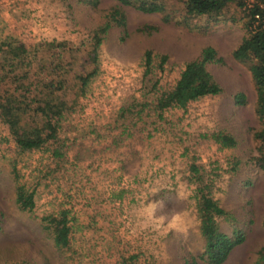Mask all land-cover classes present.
<instances>
[{
  "label": "rangeland",
  "instance_id": "obj_1",
  "mask_svg": "<svg viewBox=\"0 0 264 264\" xmlns=\"http://www.w3.org/2000/svg\"><path fill=\"white\" fill-rule=\"evenodd\" d=\"M118 7L126 25L102 32L106 14ZM161 8L146 13L118 0H0L1 104L10 107L14 95L11 105L21 108L25 127L44 123L36 108L50 87L68 107L51 141V148L63 144L59 158L44 146L18 154L0 116V264H208L200 257L196 207L203 186L233 216L220 218V229L244 234L221 264L255 263L264 247V171L252 135L260 122L249 62L231 55L248 34L245 13L238 0L219 17H191L182 0H162ZM20 46L23 62L6 61ZM206 47L221 58L207 64L220 94L161 117L150 108L137 111L152 100L144 90L172 87ZM94 69L82 87L78 77ZM219 131L232 135L234 146L210 137ZM22 185L33 192L31 210L16 202ZM153 190L148 200L163 201L168 216L183 213L184 231L165 234L139 215ZM62 211L70 232L68 247L59 249L47 218Z\"/></svg>",
  "mask_w": 264,
  "mask_h": 264
},
{
  "label": "trees",
  "instance_id": "obj_2",
  "mask_svg": "<svg viewBox=\"0 0 264 264\" xmlns=\"http://www.w3.org/2000/svg\"><path fill=\"white\" fill-rule=\"evenodd\" d=\"M120 4L133 7L137 10L146 13L160 11L162 0H118ZM185 6V12L191 17L210 16L219 17L223 14L225 8L232 0H182ZM264 3V0H259ZM259 2L248 7L243 0H238V6L245 13L244 27L247 35L244 36L241 42L235 47L231 55L235 60L249 62V71L253 80L254 89L256 92V102L254 112L259 119L260 127L252 130L253 139L259 142L258 151L260 156L256 158L257 166L264 171V7H259ZM259 15L255 18V15ZM106 21L101 31L104 32L112 24L125 26V16L120 7L109 11L105 17ZM15 48V47H14ZM11 49L10 59L17 58L23 62L22 56L26 55V50L23 47ZM25 53V54H24ZM149 58V55H147ZM91 62L96 64L95 57L90 58ZM213 61H221V58H216V51L211 47H206L202 50L199 59L191 60L185 63L180 72L179 78L175 84L167 90H160L153 86V90L147 89L142 93L152 94V100L145 103H139L141 109L150 108L159 112V115L166 109L178 107L184 109L189 103L194 102L208 95H217L222 92V87L215 80L213 75L207 69V64ZM96 69L85 76H79L81 86H85L90 76L96 73ZM51 94L45 98L36 110L45 118L44 123L40 126H22V113H18L21 108H14L11 104L15 100L8 99L10 107L1 104L0 116L2 121L7 125L8 131L11 134L12 140L15 143V148L18 154H25L34 150H39L43 146L47 151H51L55 158L61 157L60 150L63 144H59L51 148L53 140H56L57 129L59 128V120L62 113L68 110L65 99H61L55 94V90L50 87ZM156 93H158L156 95ZM155 96V97H154ZM59 99V100H58ZM239 99V100H237ZM17 100V99H16ZM56 100H58L56 102ZM236 100L240 103L244 101L243 94H237ZM13 110H16L13 113ZM209 137V136H207ZM212 139L223 147H231L235 144V139L232 135L219 131L210 135ZM199 166L191 165L192 174L199 181L201 176L197 175ZM15 174V173H14ZM17 176V173H16ZM193 177V176H192ZM197 213L200 219V233L204 240L203 252L200 255L208 264H221L226 260L234 247L244 240V234L240 231H235L233 234L225 233L220 229L219 219L231 221L232 215L220 206L207 190L206 186L198 188ZM16 202L20 209L31 210L34 206L33 192H28L25 186L16 188ZM49 229L53 236L54 244L57 248H67L69 244L68 234L70 226L68 225L67 212L62 211L58 215H53L47 218ZM264 226V221H263ZM184 264H197L196 261L186 260ZM254 264H264V247L258 252V257Z\"/></svg>",
  "mask_w": 264,
  "mask_h": 264
},
{
  "label": "clouds",
  "instance_id": "obj_3",
  "mask_svg": "<svg viewBox=\"0 0 264 264\" xmlns=\"http://www.w3.org/2000/svg\"><path fill=\"white\" fill-rule=\"evenodd\" d=\"M158 190H153L150 194H145L144 203L139 210V215L146 221L155 225L157 228L164 227L165 234L167 231H184L186 223L184 215L181 212H172L171 216H168L163 211L164 204L161 200H148L150 195H154ZM148 201L145 203V201ZM147 226V224H146Z\"/></svg>",
  "mask_w": 264,
  "mask_h": 264
},
{
  "label": "built area",
  "instance_id": "obj_4",
  "mask_svg": "<svg viewBox=\"0 0 264 264\" xmlns=\"http://www.w3.org/2000/svg\"><path fill=\"white\" fill-rule=\"evenodd\" d=\"M244 1V3L246 4V6H248V7H253V5L254 4H256L257 2H259V7H264V3H262V1H259V0H243ZM259 17V15H255V18H258Z\"/></svg>",
  "mask_w": 264,
  "mask_h": 264
},
{
  "label": "crops",
  "instance_id": "obj_5",
  "mask_svg": "<svg viewBox=\"0 0 264 264\" xmlns=\"http://www.w3.org/2000/svg\"><path fill=\"white\" fill-rule=\"evenodd\" d=\"M174 110V109H173ZM171 108L170 109H166L164 110L160 115H158L157 117H161L162 115H167L169 112H171ZM177 111V110H176ZM155 113V112H154ZM157 114H159V112H156ZM166 130V129H165ZM124 133V131H123ZM129 134V133H128ZM177 256L173 257L172 261H174L176 259ZM184 264V263H183Z\"/></svg>",
  "mask_w": 264,
  "mask_h": 264
}]
</instances>
